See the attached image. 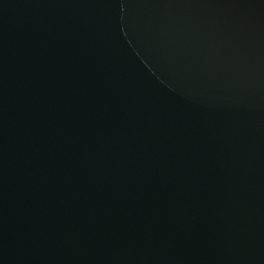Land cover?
<instances>
[{
  "label": "water",
  "instance_id": "water-1",
  "mask_svg": "<svg viewBox=\"0 0 264 264\" xmlns=\"http://www.w3.org/2000/svg\"><path fill=\"white\" fill-rule=\"evenodd\" d=\"M0 264H264V0H0Z\"/></svg>",
  "mask_w": 264,
  "mask_h": 264
}]
</instances>
